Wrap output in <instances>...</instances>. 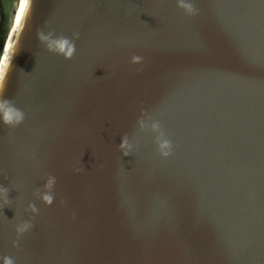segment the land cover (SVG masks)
<instances>
[{
  "label": "water",
  "instance_id": "obj_1",
  "mask_svg": "<svg viewBox=\"0 0 264 264\" xmlns=\"http://www.w3.org/2000/svg\"><path fill=\"white\" fill-rule=\"evenodd\" d=\"M192 2L189 16L177 0H35L5 91L26 119L0 124V257L264 264V0ZM38 30L78 34L74 58ZM49 175L52 206L34 195Z\"/></svg>",
  "mask_w": 264,
  "mask_h": 264
},
{
  "label": "clouds",
  "instance_id": "obj_2",
  "mask_svg": "<svg viewBox=\"0 0 264 264\" xmlns=\"http://www.w3.org/2000/svg\"><path fill=\"white\" fill-rule=\"evenodd\" d=\"M34 3L35 0H12L7 30L3 37V45L0 46V124L11 129L19 127L26 119L25 113L18 109L11 100L5 98V91L9 74L13 69L14 57L20 50L21 38L32 16ZM177 7L189 16L196 14V8L192 0H177ZM37 37L49 53L62 56L67 61H71L76 55L77 49L74 41L79 38L78 34H74L70 39L63 35L56 36L54 32L45 34L43 31L38 30ZM130 62L133 65H139L143 63V60L140 56L133 55ZM146 116V113L142 114V117ZM138 123L141 132L149 130V124L146 123L144 118H141ZM150 131L156 135L155 143L160 156L167 159L172 154L173 145L166 137L160 123H151ZM119 150L124 157L130 156L133 152V145L127 135L122 137ZM56 183V178L49 175L44 190L34 193L36 198L40 199L46 206H52L54 203ZM8 197L9 189L0 185V209L11 206L12 201ZM27 211L34 216L39 215V211L34 204H29ZM32 227L31 222H24L17 227V234L23 236ZM0 264H15V261L5 256L0 257Z\"/></svg>",
  "mask_w": 264,
  "mask_h": 264
},
{
  "label": "rangeland",
  "instance_id": "obj_3",
  "mask_svg": "<svg viewBox=\"0 0 264 264\" xmlns=\"http://www.w3.org/2000/svg\"><path fill=\"white\" fill-rule=\"evenodd\" d=\"M11 3L12 0H0V25L4 23V27L2 28V34H4L7 30V24L9 21V15L11 11Z\"/></svg>",
  "mask_w": 264,
  "mask_h": 264
},
{
  "label": "trees",
  "instance_id": "obj_4",
  "mask_svg": "<svg viewBox=\"0 0 264 264\" xmlns=\"http://www.w3.org/2000/svg\"><path fill=\"white\" fill-rule=\"evenodd\" d=\"M4 27V23H3V20H2V23H1V25H0V46H2L3 45V37H4V34H2V28Z\"/></svg>",
  "mask_w": 264,
  "mask_h": 264
}]
</instances>
